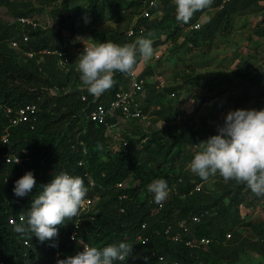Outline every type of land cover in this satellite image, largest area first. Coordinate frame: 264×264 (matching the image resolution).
Masks as SVG:
<instances>
[{
  "label": "trees",
  "instance_id": "16d2710c",
  "mask_svg": "<svg viewBox=\"0 0 264 264\" xmlns=\"http://www.w3.org/2000/svg\"><path fill=\"white\" fill-rule=\"evenodd\" d=\"M15 1L0 0V3L6 4L15 16H25L40 11L46 4H55L49 10L63 14L74 0H39L41 5L33 6L27 2L22 8H16ZM83 1L89 20L104 13L116 17L126 13L135 16L131 23L133 33L126 35L111 26L99 30L91 27L88 30L90 42L112 41L122 45L154 31L153 47L166 41L175 42L169 48L174 52L176 47L191 48L198 40L210 39L230 14L249 9L257 0H213L211 7L205 9L214 8L211 15L199 21L205 10L197 12L188 23L177 22L172 0L156 1L149 7L148 16L138 14L145 0ZM195 20L198 26L189 27ZM61 25L59 20L55 28L44 32L37 25L0 20V136L6 132V141L0 142L1 264H57L58 259L83 250L78 240L68 237L76 217L59 226L54 240L43 243L30 233L21 235L14 231V226L20 223L17 217L27 215L33 197L41 191L40 186L49 183L53 174L61 171L82 177L88 188L87 195L92 198L90 207L77 216V236L98 248L120 242L133 246L135 258L117 264H233L244 249L256 252L264 260V217L242 221L236 210L238 204H264V196H255L245 185L235 181L224 182L219 175L214 181L215 191L194 189V184L202 180L181 169L184 145L197 146L201 139L205 141L217 131L178 130L165 125L148 134L134 127L130 132L121 131L122 135L114 136L104 125L88 120L86 113L92 103H105L117 90L127 88L118 86L124 74L117 73L114 76L116 83L103 94L88 93L73 63L75 42L61 37ZM22 33L27 36L25 40L21 39ZM8 37L16 39L19 47L10 46L6 41ZM41 47L60 48L68 55L67 62L59 66L57 55L38 52ZM30 50L32 54L27 56L25 51ZM147 64L143 65L137 57L135 70L138 69L142 78L152 71ZM186 76L192 75L184 73L182 78ZM123 79L127 80V75ZM165 88L167 91L173 89L172 86ZM81 94L84 99L80 98ZM157 94L160 96L161 93ZM24 102L36 106L31 127L26 122L8 125L3 107ZM140 106L145 111L146 103L140 102ZM164 107L158 105L154 113L166 116ZM123 139L125 144L121 143ZM4 151L26 158L20 163L7 162L2 156ZM28 171L33 173L36 186L28 195L17 197L13 192L15 181ZM157 178L166 180L170 188L167 199L159 208L155 207L153 195L147 190L148 184ZM122 180L124 186H116L115 183ZM192 214L199 215L198 220L192 221ZM10 216L14 218L13 223L7 221ZM181 218L185 221V229L176 224ZM141 222H144L143 227H140ZM166 225H170L172 231L179 230L182 238L208 237L206 249L189 247L182 240L171 239L162 230ZM236 225L249 227L253 237L238 236L233 230ZM225 232L229 233L228 237ZM136 233L145 239H135Z\"/></svg>",
  "mask_w": 264,
  "mask_h": 264
},
{
  "label": "rangeland",
  "instance_id": "374dc122",
  "mask_svg": "<svg viewBox=\"0 0 264 264\" xmlns=\"http://www.w3.org/2000/svg\"><path fill=\"white\" fill-rule=\"evenodd\" d=\"M27 2L33 6L42 3L39 0H17L15 7L22 8V4ZM53 6L55 4L43 5L40 11H33L28 16L44 32L55 28L61 20V37L71 43L75 42L72 50L76 55L73 60L75 65L78 55L83 52L84 43L90 42L89 28L99 30L111 26L124 33L135 17L127 13L118 17L104 13L89 20L84 12L83 0L71 1L63 14L49 10ZM214 10L211 8L203 11L199 21L211 15ZM14 16L6 4L0 3V20L12 22ZM173 43L166 41L154 46V53H158V57L153 56L147 61L152 71L143 75V90L139 94V102L146 103L145 111L138 118L119 121L116 127L108 128L109 134L120 136L121 131L130 132L134 127L148 134L152 129L165 125L178 130L200 128L217 131V126L224 122L229 111L264 109V0H257L247 10L230 14L210 39L198 40L191 48L182 45L170 52L169 48ZM184 73H191L192 76L183 79ZM258 73H261L260 76ZM122 77L124 75L118 86L126 87L128 82ZM150 86L153 87L152 90L149 89ZM169 86L173 89H164ZM158 92L161 93L160 96ZM160 104L167 110L164 117L154 113ZM202 141L203 139L200 140ZM197 147L198 145L188 144L183 147L181 169L188 173L191 172L187 165L198 151ZM216 178L217 176L210 177L207 181L202 180L199 188L215 191ZM124 183L122 180L121 185ZM236 210L242 221H255L264 217L263 203L257 202L252 206L238 204ZM233 230L238 236L253 237L249 227L245 225H236ZM202 248L206 249V245ZM233 264H264V260L256 252L244 249L238 253Z\"/></svg>",
  "mask_w": 264,
  "mask_h": 264
},
{
  "label": "clouds",
  "instance_id": "9594fccd",
  "mask_svg": "<svg viewBox=\"0 0 264 264\" xmlns=\"http://www.w3.org/2000/svg\"><path fill=\"white\" fill-rule=\"evenodd\" d=\"M175 19L188 23L195 13L210 8L213 0H172ZM155 32L141 34L132 42L118 44L112 41L85 44L75 63L83 87L92 95H101L116 83L117 73L129 75L135 71L137 57L149 61L154 56ZM187 167L201 180L219 175L224 182L235 181L245 185L255 196H264V109H236L229 111L217 134L197 144ZM18 162V161H16ZM36 186L31 171L15 181L13 192L17 197L28 195ZM40 193L32 199L27 215L21 214L14 231L32 234L41 243L54 240L59 226L80 214L88 188L84 179L65 171L53 174L51 181L40 186ZM154 202L163 203L170 192L162 178L153 179L147 186ZM83 250L57 264H117L135 258L133 246L126 242L97 247L81 243ZM56 247V244L52 245Z\"/></svg>",
  "mask_w": 264,
  "mask_h": 264
},
{
  "label": "built area",
  "instance_id": "2783aa9c",
  "mask_svg": "<svg viewBox=\"0 0 264 264\" xmlns=\"http://www.w3.org/2000/svg\"><path fill=\"white\" fill-rule=\"evenodd\" d=\"M156 1L158 0H145L144 6L140 9L139 15L140 16H148L150 15L149 7L153 5ZM12 21L18 23L19 25H24V24H30L31 26H35V21L33 20L32 17L25 15H16L13 17ZM132 23V22H131ZM131 23L128 25L127 29L125 30L126 35H129L134 32V29L131 25ZM198 26V21H193L189 27H197ZM139 31V29L137 30ZM7 43L14 47L18 48V42L16 39L12 37H8ZM27 38L25 33H22L21 39L25 40ZM92 43V42H87ZM84 47V46H83ZM74 47L72 48V50ZM38 52H43V53H55L57 55V64L59 66H63L67 62V54L63 53L60 48H54V49H49L47 47H41L40 49L37 50ZM25 54L27 56H30L32 54V51H25ZM154 57H158V53H154ZM141 63L144 65L147 62L141 59ZM142 81L143 78L139 76V71L135 70L131 76L127 75V88L126 89H119L117 90L114 95L107 100V102H94L92 103L91 108L87 111L86 113V118L94 123L97 124H102L105 126V128H112L116 127L119 123V121H125V120H130V119H135L138 118L142 115V109L140 106L139 102V94L142 92L143 87H142ZM81 99H84V94L80 95ZM35 110L36 106L32 102H24L20 103L14 107L11 106H4L3 111L5 115L7 116V124L8 125H15L17 123L21 122H26L28 125L31 127L34 119H35ZM6 141V132L2 133L0 136V142L3 143ZM122 144H125V140L123 139L121 141ZM25 149H22V152H24ZM2 156L5 161H12L15 163H20L22 159H25L26 156L24 155H16L13 153L9 152H2ZM18 161V162H16ZM18 180V179H17ZM122 181H117L115 184L118 187L124 186L121 185ZM91 183V180H89V184ZM194 189L199 188V183H195L193 186ZM170 189V188H169ZM120 196H123L120 195ZM92 201V198L87 195L86 200L84 205L81 207L80 212L85 211L87 207L89 206L90 202ZM161 204L155 205L156 208H159ZM20 215L17 217L19 219ZM199 215L197 214H192L190 215V219L192 221L198 220ZM8 223H13L14 218L13 216H10L7 218ZM76 221L77 217L73 220L72 227L68 233V237L70 239H76L78 240L79 244L82 247L81 243L83 242L78 236H77V228H76ZM177 226L185 229V221L183 218L178 219L176 222ZM144 226V222L140 223V227ZM170 225H166L163 227V232L168 235L171 239H177V240H182L183 244L187 246H204L206 243L209 241V238L206 236H191V237H184L182 238L180 231L179 230H171ZM225 237L229 236L228 232L224 233ZM135 239H145V236H142L140 233H136L134 236ZM23 243H26V240H23ZM86 244V243H85ZM83 248V247H82ZM1 264V262H0Z\"/></svg>",
  "mask_w": 264,
  "mask_h": 264
}]
</instances>
